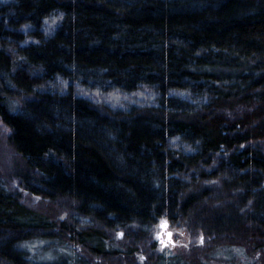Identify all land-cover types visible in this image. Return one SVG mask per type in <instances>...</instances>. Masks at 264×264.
I'll return each mask as SVG.
<instances>
[{"label":"trees","instance_id":"trees-1","mask_svg":"<svg viewBox=\"0 0 264 264\" xmlns=\"http://www.w3.org/2000/svg\"><path fill=\"white\" fill-rule=\"evenodd\" d=\"M0 120L22 192L75 215L0 177V264H207L220 247L264 264V0H0ZM161 216L184 251L136 245ZM115 230L126 250L105 247Z\"/></svg>","mask_w":264,"mask_h":264},{"label":"rangeland","instance_id":"rangeland-1","mask_svg":"<svg viewBox=\"0 0 264 264\" xmlns=\"http://www.w3.org/2000/svg\"><path fill=\"white\" fill-rule=\"evenodd\" d=\"M139 98L143 101V95H139ZM95 100H99L98 105L103 106V104L106 102V104L110 105L112 108L116 107H122L121 104V97L119 95H106L105 97H101L100 95H94ZM147 99V98H146ZM125 100V99H123ZM127 101V99H126ZM131 101H127L124 103H130ZM8 135H9V128L0 120V177L1 179L7 184L8 188L10 190L18 189L22 192V188L18 185L19 184V176L15 173L19 171V168L22 170L24 163L19 156V154L14 150V148L10 145L8 141ZM17 186V187H16ZM22 199L25 203L28 205L37 208L39 211H46L48 215L52 214L51 216L55 215V218L58 219H67L72 222V220L75 219V215H71L73 210L70 208L71 203L70 201L66 199H60L59 203L50 204L42 202L41 198L36 197L32 199V197L27 196L25 192H22ZM73 204V203H72ZM69 208V209H67ZM69 211V213L66 211ZM71 215V216H70ZM162 222H167L168 225L166 228H162L161 224ZM142 230L147 231V233L140 238L139 244L136 245H142L143 247L145 245H149L151 242L154 241L155 247L157 249L164 251L165 253H176V252H182L184 251L187 243L189 242V234L184 227L178 224H173L165 217L161 216L157 218L156 222L153 224V226L150 229V239H149V226H144ZM171 230V237H167L166 231ZM157 234H160V238L157 236ZM142 235V234H141ZM105 236L108 237L110 240L107 239V243H105V247H111V248H117L121 251L126 250L127 248V242L124 240L126 238L125 231L122 230H115V231H107L105 232ZM196 241L201 242L202 237L197 234ZM50 241H40L38 242L37 246L44 245L43 247H49ZM41 247V246H40ZM184 247V248H183ZM42 248V247H41ZM47 249V253L44 254L43 258L46 259L51 251ZM245 251V253L243 252ZM212 252V251H211ZM216 254L215 257L211 258L207 264H228V260H224L227 256L235 261V264H243L245 262H249L250 258L246 256V253L249 255L250 252L245 248L244 250L242 248L238 247H220L214 250L213 252ZM258 256L257 253H255ZM113 256V255H112ZM116 259L118 260V256L115 255ZM139 256H141L139 254ZM256 257V259H257ZM126 258V257H125ZM113 259V258H112ZM260 264H262L260 262Z\"/></svg>","mask_w":264,"mask_h":264},{"label":"water","instance_id":"water-1","mask_svg":"<svg viewBox=\"0 0 264 264\" xmlns=\"http://www.w3.org/2000/svg\"><path fill=\"white\" fill-rule=\"evenodd\" d=\"M167 225H168V223L166 222V226H167ZM161 226H162V224H161ZM163 228H166V227H163ZM168 233H172L171 230L166 231V235H167V237L169 238Z\"/></svg>","mask_w":264,"mask_h":264},{"label":"snow or ice","instance_id":"snow-or-ice-1","mask_svg":"<svg viewBox=\"0 0 264 264\" xmlns=\"http://www.w3.org/2000/svg\"><path fill=\"white\" fill-rule=\"evenodd\" d=\"M162 227H166V222H162ZM169 237H171V233H168Z\"/></svg>","mask_w":264,"mask_h":264},{"label":"flooded vegetation","instance_id":"flooded-vegetation-1","mask_svg":"<svg viewBox=\"0 0 264 264\" xmlns=\"http://www.w3.org/2000/svg\"><path fill=\"white\" fill-rule=\"evenodd\" d=\"M163 228V227H162ZM165 229V228H164ZM157 236L160 238V234H157Z\"/></svg>","mask_w":264,"mask_h":264}]
</instances>
